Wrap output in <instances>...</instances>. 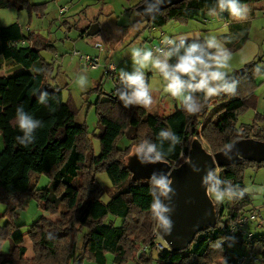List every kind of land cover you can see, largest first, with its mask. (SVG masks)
I'll return each instance as SVG.
<instances>
[{"label": "trees", "instance_id": "16d2710c", "mask_svg": "<svg viewBox=\"0 0 264 264\" xmlns=\"http://www.w3.org/2000/svg\"><path fill=\"white\" fill-rule=\"evenodd\" d=\"M127 1L134 3L136 9L145 0ZM255 1L259 0H240V3ZM216 2L186 0L157 13L150 21H143L151 29H159L171 21L187 22L204 11L216 9ZM8 8L29 9L30 5L27 0H0V9ZM217 13H224V19L229 16L227 11L217 9ZM248 14H253L252 9ZM248 35L246 21H234L220 41L230 51H236L244 46ZM191 42L202 44L204 40L185 41V45ZM51 47L42 37H34L31 32L24 34L18 23L0 26V60L15 69H23L14 75H0V203L5 206L0 214V245L10 240L8 252L0 250V264H107L108 256L112 258L111 264H225V261L233 264L237 256L228 249L231 240L235 246L245 243L251 256H264V235L252 237L248 242L238 233L231 234V228L246 215L250 205L242 184L243 170L263 163L245 161L214 170L208 190L219 181L218 191L232 197L226 221L222 222L223 206L209 194L215 208V224L200 231L185 250L173 252L166 246L158 250L156 243L162 239L152 238L157 226L151 213V180H134L125 162L129 147L140 141L154 145L160 160L171 166L187 159L193 139L203 141L212 154L241 138L264 142V110L256 113L251 124L242 125L241 130L236 126L239 114L257 102L256 79L264 76L261 74L264 63L261 66L256 61L248 63L243 75L235 73L230 77L237 80L235 95L214 97L195 115H188L181 106L160 117L139 106L125 108L116 92L106 94L104 100L94 104L98 118V132L94 136L100 143V153L95 155L83 126L66 123L57 127L61 104L58 89L47 82L51 67L40 54ZM80 59L84 62L85 58ZM175 62V56L169 60ZM67 104L74 114L72 101L68 100ZM17 109L41 122L32 133L34 142L27 147L16 140L23 138L15 125ZM255 122L262 124L258 132H252ZM123 138L129 143L120 148L117 144ZM98 173L106 175L110 187L101 185ZM40 174L49 179V186L43 189L32 182L33 176ZM28 199L58 218L42 217L25 234L13 235V219ZM108 216L118 217L122 223L107 224ZM24 237L32 242L31 259L25 256ZM227 237L232 239H223ZM141 248L144 251L140 252Z\"/></svg>", "mask_w": 264, "mask_h": 264}, {"label": "rangeland", "instance_id": "374dc122", "mask_svg": "<svg viewBox=\"0 0 264 264\" xmlns=\"http://www.w3.org/2000/svg\"><path fill=\"white\" fill-rule=\"evenodd\" d=\"M27 2L30 5L29 9H0V26L18 23L24 34L28 35L31 32L34 37H42L52 46L50 49L42 50L40 54L51 67L47 82L58 89L61 104L57 127L66 123L83 126L89 135L90 145L95 155L100 153V143L99 139L94 136L98 132V118L94 104L97 100H104L106 94L117 93V90L122 87L120 70L132 73L131 52L134 48L151 50L164 37L180 36H187L188 39L185 41L204 40L206 37L214 36L222 44L220 37L228 33L230 23L237 21L230 15L224 19L220 18L218 13L213 16L209 11H204L200 17L193 20L171 21L159 29H151L134 9V3L127 0H27ZM246 6L253 12L252 15L248 14V18L244 20L248 25L249 35L242 48L236 51L228 49L232 53L228 70L230 77L252 61H256L259 66L264 63V1L250 2ZM87 27L95 28L96 32L92 35L81 36L82 31ZM176 43H179V40ZM81 57H88L95 62L96 67L87 66L82 62ZM110 65L115 67V73L105 74ZM22 71V68L15 69L12 65L0 60V75L10 73L14 75ZM145 72L154 100L152 107L147 109L150 113L156 112L160 117H166L176 108L181 107L178 99L166 93L165 82L156 70H145ZM81 78L85 79L83 85L80 84ZM256 80L258 87L254 93L259 97L254 107H249L239 114L236 126L240 130L242 125L251 124L254 121L257 112L261 113L264 110L263 77ZM68 100L72 101L75 108L74 114L69 111ZM255 124L252 132H258L262 127L260 122H255ZM164 128L168 131L165 125ZM143 134L142 140L145 137ZM128 143V140L123 138L117 145L124 148ZM141 143L144 141L139 142ZM139 144L129 147L130 156L135 155V147ZM202 144L210 150L203 141ZM97 179L102 186L110 187V182L104 173H98ZM32 182L39 189L49 186V179L43 174L34 175ZM242 184L249 193L250 199L245 215L248 222L244 230L253 237L264 235V163L259 167L246 166L243 170ZM219 203L225 210L222 217L224 223L228 209L232 205V197L229 198L226 194L225 199ZM4 210L5 206L0 203V214ZM251 216L254 219H251ZM42 217L52 220L58 218L57 215L51 216L45 213L34 200L28 199L13 219V235L25 234ZM111 222L119 226L122 220L108 216L106 223ZM155 237L157 241L161 240L156 233V227L152 232V238ZM161 243L166 246L163 241ZM27 245L31 251L30 244ZM0 246L1 252L7 253L10 240H4ZM228 249L233 250L236 256L249 255V248L245 243L239 246L229 245ZM254 258L246 264H264V256L257 254ZM111 260V256H108L107 264H111ZM131 263L134 264V262ZM84 264L95 263L85 262Z\"/></svg>", "mask_w": 264, "mask_h": 264}, {"label": "clouds", "instance_id": "9594fccd", "mask_svg": "<svg viewBox=\"0 0 264 264\" xmlns=\"http://www.w3.org/2000/svg\"><path fill=\"white\" fill-rule=\"evenodd\" d=\"M217 9L219 12L227 11L237 21L246 20L250 11L246 5L240 3V0H217L216 9H210V14L216 16ZM187 39V36L164 37L162 44L167 45V49L158 47L155 50H148L137 47L132 50L133 71L129 74L123 69L120 70V85L122 87L117 90L118 99L125 108L139 106L150 109L152 107L154 100L145 72V70L151 69L160 74L165 82L166 93L172 98L178 99L188 115L198 114L214 97L222 94L227 96L236 94L237 80L231 79L228 71L232 53L214 36L206 37L202 44L191 42L185 45ZM177 40H179L178 44ZM181 49H183L182 53ZM154 51L159 55H154ZM174 56L176 62L169 63V60ZM257 71H260L259 67ZM84 83L85 79L81 78L80 84ZM15 125L23 133V138L16 137L17 142L27 147L34 142L35 137L32 133L34 129L41 126V122L17 109ZM162 135H166V133H162ZM141 153L145 158L149 154H154L155 161L161 159L155 146L146 141L135 147L134 154L139 157ZM208 179H213L211 174ZM151 182L152 216L156 221L157 228L163 230L164 234H169L170 221L166 216L169 208L162 203L159 197L165 199L168 197V193L172 191L169 187L171 181L167 175L156 178V174L153 173ZM218 184L219 181H215L208 190L216 202L223 201L226 196V193L218 191L216 187Z\"/></svg>", "mask_w": 264, "mask_h": 264}, {"label": "water", "instance_id": "95a60500", "mask_svg": "<svg viewBox=\"0 0 264 264\" xmlns=\"http://www.w3.org/2000/svg\"><path fill=\"white\" fill-rule=\"evenodd\" d=\"M183 1L186 0H145L135 10L150 21L157 13ZM218 15L220 18L225 16L224 13ZM93 27L86 32L87 35L96 32ZM237 74L243 75V69ZM134 156L129 155L126 159L134 180L150 181L155 173L156 178L167 175L171 181L169 187L172 191L166 199L161 197L162 203L169 208L166 213L170 221L169 234L158 228L157 233L169 250L179 252L185 250L200 231L215 224V208L208 192L212 181L208 179L209 174L218 168L237 166L245 161L264 163V142L241 138L212 154L202 142L193 139L187 159L178 166L155 161L154 154L147 158L143 154Z\"/></svg>", "mask_w": 264, "mask_h": 264}, {"label": "built area", "instance_id": "2783aa9c", "mask_svg": "<svg viewBox=\"0 0 264 264\" xmlns=\"http://www.w3.org/2000/svg\"><path fill=\"white\" fill-rule=\"evenodd\" d=\"M206 22V20H204ZM158 47H162V48H165L167 49L168 46L167 45H163L162 44V40H160L159 44L157 46H153L151 50H155L156 48ZM154 55H159V53L155 52L154 51ZM84 62L86 64H89L91 67L95 68L96 65H95V62L94 61H91L88 57H85L84 59ZM107 73H110V74H114L115 73V67L113 65H110L107 67ZM251 219H254L253 216H251ZM248 222V219L243 216L242 218H240L237 222H236V226H233L231 228V234L235 235L236 233L240 234L246 241L250 242L252 240V234H249L247 233L245 230H244V226L245 224ZM156 233H157V230H156ZM158 234V233H157ZM230 245H233V240H231L229 242ZM156 248L158 250H162L164 248V245L161 243V242H157L156 243ZM142 251H144V249H142ZM251 259H255L254 256H251V255H240V256H237L234 263L233 264H246L247 261L251 260Z\"/></svg>", "mask_w": 264, "mask_h": 264}, {"label": "crops", "instance_id": "0c3cea01", "mask_svg": "<svg viewBox=\"0 0 264 264\" xmlns=\"http://www.w3.org/2000/svg\"><path fill=\"white\" fill-rule=\"evenodd\" d=\"M95 26V25H94ZM90 29V28H89ZM263 79H264V76H263ZM263 94V93H262ZM262 94H260V96L262 95ZM258 97H259V95H258ZM245 193L247 194V195H249V193H247L246 192V190H245ZM27 244H30V248H31V251L29 250V247H28V245ZM23 245L26 247V254H25V256H26V258H33V256H34V251H33V246H32V242L28 239V237H24V243H23ZM30 252H31V254H30Z\"/></svg>", "mask_w": 264, "mask_h": 264}]
</instances>
